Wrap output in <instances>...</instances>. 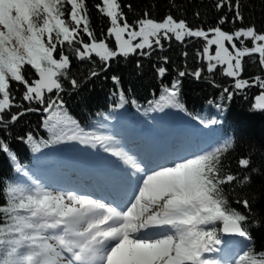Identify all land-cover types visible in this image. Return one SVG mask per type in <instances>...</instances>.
I'll list each match as a JSON object with an SVG mask.
<instances>
[{"label": "snow or ice", "instance_id": "6c2138e0", "mask_svg": "<svg viewBox=\"0 0 264 264\" xmlns=\"http://www.w3.org/2000/svg\"><path fill=\"white\" fill-rule=\"evenodd\" d=\"M215 7L218 12L225 7L233 12V22L243 20L239 0H217ZM96 8L103 17L109 18L107 33L115 39V50L107 43L108 37L97 41L90 28L86 0H0V28L3 29L0 31V125L14 123L23 114L11 113L17 106L11 82L23 85V101L41 106L46 103L45 92L53 93L55 89L57 99L48 97L44 111L62 107L58 98L63 87L58 78L66 77L70 67L65 44L77 59L83 61L95 54L106 66L112 58L127 57L137 50L147 55L144 49H152L154 45L163 47L162 40L174 38L183 43L185 37L203 38L205 55L215 45V55L207 57L208 72H213L217 65H227L222 74L234 79L235 89L259 86L262 91L253 107L264 109V79L260 76L251 81L239 78L242 60L250 54H258V63L264 68V33H257L254 27L232 32L221 27L207 31L192 29L171 15L156 21L148 13L129 24L119 0H100ZM225 22L226 17L222 16L219 24ZM81 34L88 37V42ZM137 38L139 42L133 43ZM247 41H251V46H247ZM225 42L231 45V51ZM57 52L58 59L54 58ZM213 60L215 64L211 63ZM26 66L39 78L30 80L28 77L33 73ZM166 71L164 67L157 69L161 77ZM185 74L179 72L180 77ZM192 75L199 78L200 70ZM113 82L119 85L118 78L113 77ZM179 83L173 80L171 87L165 86L166 96L161 99L183 110L178 98ZM71 84L74 88L78 86L75 80ZM224 92L230 99L232 93L227 88ZM120 101L122 106V94ZM6 112L11 113L7 120L4 119ZM32 140L28 135L24 142ZM230 148L229 141L214 151L153 172L142 180L123 209L71 193L67 194L70 203H65L63 194L39 187L28 190L8 185L0 189L4 200L0 204V264H226L205 255L219 253L220 246L229 243L217 234L218 222L223 225L219 231L251 240L246 229L248 216L232 208L224 196L223 186L237 180L232 174H220L222 155ZM0 151L16 161V155L3 140H0ZM105 151L141 171L121 151L107 146ZM239 165L247 168L250 160L242 158ZM16 171H21L18 164ZM249 180L246 175L239 182L243 186ZM236 203H242L250 212L247 199ZM150 230H155V234L150 236ZM236 264H264V251L257 253L249 248Z\"/></svg>", "mask_w": 264, "mask_h": 264}, {"label": "trees", "instance_id": "16d2710c", "mask_svg": "<svg viewBox=\"0 0 264 264\" xmlns=\"http://www.w3.org/2000/svg\"><path fill=\"white\" fill-rule=\"evenodd\" d=\"M98 3L100 0H86L90 28L97 41L108 37L107 29L110 26L109 18L98 12ZM119 3L129 24L148 13L149 18L156 21L171 15L176 21H185L192 29L207 31L221 27L226 32H232L254 27L257 33H264V0H239L243 20L235 22L234 13L227 7L219 12L216 10L217 0H119ZM222 16L226 17L223 25L219 24ZM81 36L88 42L86 35ZM107 43L115 50L113 37H108ZM161 43L163 47L154 45L152 49H144L147 55H141V50H137L127 57L112 58L106 66L95 55L83 61L77 59L75 52L65 44L64 52L69 57L70 67L66 77L58 78L63 87L58 98L62 101V107H54L48 112L44 111L47 98L57 99L55 92L45 94L46 103L41 106L23 101V85L11 82L17 105L11 109V113L23 114L14 123L0 125V140L16 155L13 162L0 151V189L17 185L20 177L32 183L33 172L48 161L56 160L62 150H74L87 140L106 143L114 123H139L144 128L145 123L158 119L167 124L193 122L203 134L202 140H210L213 144L211 151L231 142V148L222 155L220 174H232L237 180L223 186L224 196L232 208L248 216L246 229L251 240L242 243L244 253L249 248L257 253L264 251V112L253 107L254 97L262 90L256 86L238 92L233 87L234 79L222 74V69L227 65H217L213 72H208L210 61L207 57L215 55V46H210L205 55L203 38L185 37L183 43L173 38ZM225 44L231 51V45ZM246 44L251 46V41ZM237 47H240L238 41ZM54 58L58 59V52L54 53ZM211 63L215 64L216 61ZM242 63L243 71L239 78L251 81L260 76L264 79V68L258 63V54L244 57ZM160 67L167 70L163 77L157 72ZM26 68L33 73L28 78H35L34 70L30 66ZM197 69L201 73L199 78L192 75ZM181 71L186 73L184 77L179 76ZM93 72L97 74L93 76ZM113 77L118 78L119 85L113 82ZM72 80L77 82V87L72 86ZM173 80L180 81L178 98L184 106L183 110L161 99L166 96L163 88L171 87ZM225 88L232 93L230 99L228 93L224 92ZM121 94L124 102L119 106ZM28 108L34 110L27 111ZM11 113L6 112L4 119H9ZM28 135L33 140L25 143ZM95 137L107 139L97 141ZM242 158L250 160L247 168L240 167L239 160ZM17 164L20 172L16 171ZM246 175L250 180L241 186L239 181ZM245 199L249 201L250 212L244 209L242 203H236ZM3 203L0 194V204ZM220 224L218 222L216 227L221 237Z\"/></svg>", "mask_w": 264, "mask_h": 264}, {"label": "rangeland", "instance_id": "374dc122", "mask_svg": "<svg viewBox=\"0 0 264 264\" xmlns=\"http://www.w3.org/2000/svg\"><path fill=\"white\" fill-rule=\"evenodd\" d=\"M127 38V37H125ZM133 43H136V40L133 41ZM215 46V45H214ZM165 112V111H164ZM163 128V127H162ZM127 130H135L134 127H131V128H128ZM148 131L150 132L151 131V127H149V129L147 131H136L137 134L139 135V137L143 136V135H147ZM167 133V131H166ZM122 135L119 134V139H121ZM158 139V138H157ZM162 140L163 139H160V144L159 146L161 147L162 146ZM116 141L118 142H115L116 143V146H119L118 150L121 151L122 153L125 154L126 157H128L130 160V164H134L136 166H138L139 168H142V165L138 162H135L134 160V156H133V153H132V148L130 149V151H127L124 147L121 146L122 142L124 141V138H123V141H119L116 139ZM181 144H185L186 143L184 142V140L181 142ZM136 146L138 147L139 150H141L142 146H138V144H136ZM127 147V146H126ZM192 149V147H190L189 149H184V148H181L180 151H178L176 153V155H182L183 153H185L187 150H190ZM92 153H94L92 151ZM95 154V153H94ZM150 157H155L156 154L154 153H144ZM90 155H93V154H90ZM160 155V154H159ZM157 156L158 159H160L161 157L160 156ZM173 153L171 154V156L169 158H163V160H161L158 164L156 165H153L152 166V171H147V173L144 172L145 176L147 177L148 175L152 174L153 172L155 171H159L160 169L162 168H165V167H172L174 166L176 163H179V162H176V160L173 159ZM168 156V155H167ZM193 157V156H192ZM82 159V158H81ZM118 159V158H117ZM63 160L68 164L70 165V167L68 168H72L71 165H78L80 163V156L79 155H70V154H66L65 156H63ZM115 161H118V172H121L122 174H127L130 170H135L136 168L135 167H132L130 166L129 164H126L122 159H118L116 160V158H114ZM60 171V170H59ZM146 177L142 178V179H145ZM42 178H39V181H36L35 182V185L33 187H30L28 184L26 183H22L21 187L25 188V189H28V190H34L35 188L39 187L40 189L42 190H45V191H48V192H51L53 194H57V193H60V194H63L64 195V199H65V203H70V201L68 200L67 198V194L68 193H64L62 190H61V186L63 184H68L67 186L70 187L72 183L69 182V178H64V179H57V183L55 184L57 188H49L44 181L41 180ZM60 187V188H59ZM63 187V186H62ZM59 188V189H58ZM58 190H61V191H58ZM67 192V190L65 191ZM73 196L75 197H85V198H90V197H87V196H80V195H77V194H72ZM78 206V205H77ZM221 248V251L219 253H206L205 255L211 257V258H215V259H218L222 262H225L221 259V253L224 252V251H227L229 250L228 247L226 245H221L220 246ZM231 252H232V249L229 250V257L230 258H234V262H226V264H236V261L240 260V257H239V254H234L231 256ZM218 255V256H216Z\"/></svg>", "mask_w": 264, "mask_h": 264}, {"label": "water", "instance_id": "95a60500", "mask_svg": "<svg viewBox=\"0 0 264 264\" xmlns=\"http://www.w3.org/2000/svg\"><path fill=\"white\" fill-rule=\"evenodd\" d=\"M36 76H37V79H38V78H39L38 75H36ZM54 90H55V89H54ZM54 90H53V91H54ZM255 103H257L256 98H255ZM259 109H261V108H259ZM261 110H264V109H261ZM222 227H223V225H222ZM222 227H221V229H222ZM222 234H223V236H226V237L238 238V237H235V236H233V235L225 234V233H223V232H222Z\"/></svg>", "mask_w": 264, "mask_h": 264}]
</instances>
